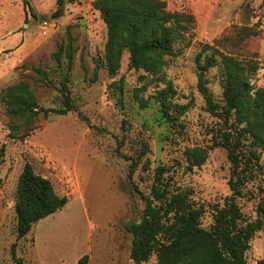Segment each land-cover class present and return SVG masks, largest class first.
Wrapping results in <instances>:
<instances>
[{"label":"rangeland","instance_id":"374dc122","mask_svg":"<svg viewBox=\"0 0 264 264\" xmlns=\"http://www.w3.org/2000/svg\"><path fill=\"white\" fill-rule=\"evenodd\" d=\"M0 0V48L8 39H19L29 48L23 58L16 49L0 53V94L10 84L27 80L39 106L63 108V83L73 107L65 114L37 115L31 122L12 119L0 101V264H136L131 258L133 236L128 226L141 220L145 206L141 194L150 192L153 169L175 165L179 183L193 190L194 198L208 208L203 226L212 222L211 208L231 194V174L226 150L216 146L202 166L185 169L188 147L211 146L221 120L208 110L198 87L197 55L205 45L257 62L256 82L264 47V0H166L171 11L193 15L185 38L175 45L178 54L163 73L177 90L174 104L188 105L180 125L166 120L155 99L165 86L157 76L129 65L125 51L121 68L111 74L102 65L107 26L95 0H65L63 13L53 14L58 0ZM42 19L53 24L43 33ZM188 20H190L188 18ZM249 31H257L247 36ZM10 32V33H9ZM71 44L74 56L57 60L53 53ZM37 45L36 47H33ZM38 70H40L38 72ZM215 99L223 88L219 67L207 73ZM122 83L115 90L113 81ZM141 98L147 99L143 105ZM121 144L118 152V145ZM146 153L131 182V159ZM263 172L248 185L249 193L238 202L246 218H257V205L264 201V150L259 149ZM126 155V156H124ZM149 160V169L143 164ZM26 162L48 177L56 192L68 197L66 205L33 224L24 237H17V183ZM181 163V166L179 165ZM249 264L264 260V226L250 241ZM142 264H157L153 254Z\"/></svg>","mask_w":264,"mask_h":264},{"label":"trees","instance_id":"16d2710c","mask_svg":"<svg viewBox=\"0 0 264 264\" xmlns=\"http://www.w3.org/2000/svg\"><path fill=\"white\" fill-rule=\"evenodd\" d=\"M23 3L25 8L28 6L32 10L28 0ZM64 3L65 0H58L54 17L62 15ZM93 5L107 26L102 65L111 74L118 72L124 52L128 51L131 67L157 76V80L165 83L156 92L155 99L163 117L180 125V116L188 105L173 103L177 90L163 71L170 58L178 54L175 45L185 38L193 15L171 11L166 0H95ZM256 33L249 31L247 36ZM210 49L211 46L205 45L197 55L198 87L205 96L208 110L220 118L221 124L213 145L186 149L185 169L191 171L195 166H202L211 149L223 147L231 165L228 185L232 193L222 204L210 207L212 222L205 227L203 217L209 207L198 203L193 190L179 183L175 165L156 166L148 194L135 185L145 202L141 220L128 226L133 236L130 256L136 264H142L153 254L157 256V264H249L246 253L250 241L264 226V201L258 203V216L254 220L246 218L238 202V198L247 193L252 197L248 185L263 172L259 149L264 150V87L258 85L254 76L258 65L236 54ZM64 53L72 62L74 49L71 44L60 46L53 56L60 60ZM215 66L219 67L223 88L220 99L214 98L206 78V73ZM113 82L116 91L122 90L121 82ZM62 91L65 107H41L31 84L22 79L4 88L0 101L12 119L31 122L40 113L47 116L51 112H69L73 101L66 83ZM141 102L146 105L148 100L141 98ZM121 144L118 152H121ZM145 153L143 150L136 157H128L132 160L128 174L131 182ZM3 155L4 147L0 145V158ZM143 166L149 169V160ZM67 201L68 197L58 194L48 177L26 162L17 183V237L26 236L33 227L32 221L36 223L54 214ZM16 244L11 249L15 263L24 264L23 258L16 255ZM87 262L88 254H85L78 264ZM258 264H264V260H259Z\"/></svg>","mask_w":264,"mask_h":264},{"label":"crops","instance_id":"0c3cea01","mask_svg":"<svg viewBox=\"0 0 264 264\" xmlns=\"http://www.w3.org/2000/svg\"><path fill=\"white\" fill-rule=\"evenodd\" d=\"M23 41L24 40L19 42V39H16V37L13 39H8L6 41V44L4 45V47L2 46L0 48V53L1 52L6 53L8 50H11L14 48V49L18 50V51H16L17 52V58L18 59L23 58L24 54L27 52V50H29V48H26L27 43H25ZM36 46L37 45H35L33 47H36ZM261 59H262V63H261L259 77H258L257 81H258V85L264 87V47L261 48Z\"/></svg>","mask_w":264,"mask_h":264},{"label":"built area","instance_id":"2783aa9c","mask_svg":"<svg viewBox=\"0 0 264 264\" xmlns=\"http://www.w3.org/2000/svg\"><path fill=\"white\" fill-rule=\"evenodd\" d=\"M41 27L43 28V33H47V30L51 27V26H53V24L50 22H48L47 21V19H42V21H41Z\"/></svg>","mask_w":264,"mask_h":264},{"label":"water","instance_id":"95a60500","mask_svg":"<svg viewBox=\"0 0 264 264\" xmlns=\"http://www.w3.org/2000/svg\"><path fill=\"white\" fill-rule=\"evenodd\" d=\"M32 224H34V221H32Z\"/></svg>","mask_w":264,"mask_h":264}]
</instances>
